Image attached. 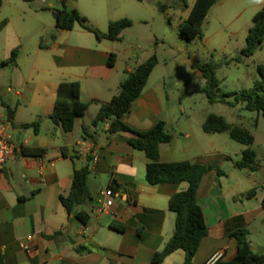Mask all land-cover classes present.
Segmentation results:
<instances>
[{"label":"crops","instance_id":"obj_1","mask_svg":"<svg viewBox=\"0 0 264 264\" xmlns=\"http://www.w3.org/2000/svg\"><path fill=\"white\" fill-rule=\"evenodd\" d=\"M142 1L0 0V116L16 146L0 178V264H155L153 254L171 236L175 214L168 199L188 183L149 184L145 179L149 159L144 151L130 145L126 133H110L106 123L92 125L100 103L118 93L127 73L165 49L152 44H167L172 5L163 0ZM186 1L178 27L194 0ZM158 2L168 5L165 11L159 10ZM63 6L76 9L103 32L110 21L123 17L130 18L132 25L118 39H98L79 24L72 29L58 27L51 8ZM15 48L16 61L3 64ZM110 53L115 54L112 66L108 64ZM150 75L121 119L137 130H147L158 120L166 122L173 138L160 144L161 161L189 160L224 171L218 175L211 169L201 180L197 197L208 233L191 264H205L216 251L223 252L222 261L232 257L236 244L230 233L240 227L248 230L251 250L263 253L264 164L256 171L238 169L235 161L246 145L227 133H205L203 121L200 131L193 130L190 117L173 127L164 81H150ZM62 80H78L80 98L89 103L71 131H64L49 117ZM7 106L13 110L10 118ZM91 111L93 116L85 120ZM33 121H39L38 132L19 126ZM26 147L44 151L41 156L26 155L22 152ZM83 166L90 169L91 198L68 212L60 195L69 193L73 171ZM226 166L233 170H225ZM246 179L248 189L243 187ZM105 188H112L113 204L108 213L98 215L99 192ZM251 188L256 189L255 195L245 197ZM251 228L260 234L254 241ZM22 241L27 248L20 246ZM174 255L183 264L182 250L161 264H179Z\"/></svg>","mask_w":264,"mask_h":264},{"label":"trees","instance_id":"obj_2","mask_svg":"<svg viewBox=\"0 0 264 264\" xmlns=\"http://www.w3.org/2000/svg\"><path fill=\"white\" fill-rule=\"evenodd\" d=\"M217 0H194L187 16L181 21L178 27V36L184 40H192L201 33V24L205 19L210 7ZM182 6L186 7V0H181ZM158 8L165 11L167 4L158 2ZM55 24L62 29H72L79 24L85 30L92 32L98 39H118L122 31L132 25V20L127 17L115 19L109 22L106 31H100L92 27L87 19L76 9L66 7L51 8ZM264 41V5L252 15V25L247 35L246 43L241 50L242 56H250ZM17 48L11 51L8 58L2 61L3 64H10L16 61ZM115 62V54L110 53L108 64L112 66ZM157 63V56L151 54L146 60L139 63L127 73L125 79L120 83L119 91L108 101L101 102L99 109L92 119V125L97 126L109 122L110 133L124 132L127 142L135 149L144 151L149 162L146 165L145 179L151 185L163 183H180L186 181L187 188L175 192L168 199V207L175 214L174 229L163 248L156 251L152 256L155 264H161L164 259L176 250L184 252L183 264H191L198 250L201 240L208 233L204 220L202 208L198 202V189L203 176L211 169H215L218 175L224 174L219 167L211 164H201L189 160L161 161L160 144L168 143L173 135L168 131L166 122L158 120L147 130H137L125 123L121 118L129 110L132 102L141 94L147 79ZM193 67L201 71L206 80L202 89L211 103L221 101L233 105L243 103L244 108L255 111L264 116V64H259L257 69L259 78L256 79L250 88L224 92L221 96L216 95V88L219 80L215 70L218 66L213 61L196 62ZM232 97L233 100L227 98ZM89 103L80 98V83L78 80H62L58 83L55 99L49 117L55 125H59L64 131H71L77 118L83 117L88 109ZM8 107V106H7ZM12 109L8 107V118L12 115ZM39 121L22 123V128H32L38 132ZM201 128L205 133H227L244 145L241 157L235 161L238 169L247 168L252 171L259 169L256 160V152L250 148L254 142V135L249 129L242 125L228 122L223 116L211 113L203 120ZM44 149L40 147H26L22 152L26 155L41 156ZM90 173L89 166L75 169L72 174L71 187L67 195H60V201L72 212L74 206L85 203L91 198L87 179ZM256 193L255 188L244 193L245 197H252ZM264 206V197L262 199ZM81 221L84 219L79 214H74ZM116 230L123 231V226L111 225ZM235 239L236 250L232 257L226 260H217L214 264H263L264 252H254L250 248L248 230L240 227L230 233Z\"/></svg>","mask_w":264,"mask_h":264},{"label":"rangeland","instance_id":"obj_3","mask_svg":"<svg viewBox=\"0 0 264 264\" xmlns=\"http://www.w3.org/2000/svg\"><path fill=\"white\" fill-rule=\"evenodd\" d=\"M163 1L172 5L169 11L172 27L168 29L167 44H152L165 49H160L162 52L157 57L149 80L163 79L165 99L171 107L172 126L176 128L184 118L190 117L193 130L200 131L199 124L207 115H221L228 122L242 125L251 131L255 140L250 148L257 153V162L264 164V116L245 109L241 102L233 105L221 101L209 102L202 90L206 80L192 65L205 61L218 64L215 70L219 80L215 90L217 96L224 92L250 88L259 78L258 65L264 64V41L250 56H242L241 50L252 25V15L264 5V0H217L201 24L200 35L190 41L178 36V16L184 15L181 0ZM142 2L145 4L147 0ZM179 4L181 7H178ZM2 9L5 10L6 5ZM137 28L138 25L132 30ZM119 62L121 66L123 60L120 59ZM227 99L233 100L232 97ZM93 113H88L85 120H89ZM224 169L233 170L229 166ZM246 181L243 187L248 189V179ZM250 233L252 241L260 236L253 228ZM174 258L180 264L181 257L174 255Z\"/></svg>","mask_w":264,"mask_h":264},{"label":"built area","instance_id":"obj_4","mask_svg":"<svg viewBox=\"0 0 264 264\" xmlns=\"http://www.w3.org/2000/svg\"><path fill=\"white\" fill-rule=\"evenodd\" d=\"M109 122H106V126L108 127ZM16 151V146L11 141L10 133L8 131V124L6 120L0 116V178L2 176L3 166L6 161L12 157V155ZM97 153L94 152L93 159L97 160ZM114 192L112 188H105L99 192V203L96 207L97 214L108 213L110 211V207L113 204V196ZM28 239L31 238V235L27 236ZM20 246L23 248H27L25 242H20ZM223 255V252L216 251L214 252L205 262V264H214L217 260H219Z\"/></svg>","mask_w":264,"mask_h":264},{"label":"water","instance_id":"obj_5","mask_svg":"<svg viewBox=\"0 0 264 264\" xmlns=\"http://www.w3.org/2000/svg\"><path fill=\"white\" fill-rule=\"evenodd\" d=\"M21 148H19V151H20Z\"/></svg>","mask_w":264,"mask_h":264}]
</instances>
